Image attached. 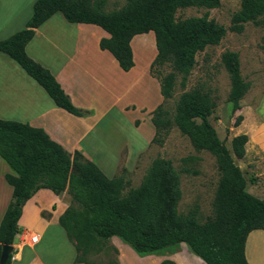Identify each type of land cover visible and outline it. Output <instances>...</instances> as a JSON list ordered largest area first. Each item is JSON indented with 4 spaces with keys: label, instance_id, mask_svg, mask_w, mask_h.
Here are the masks:
<instances>
[{
    "label": "trees",
    "instance_id": "16d2710c",
    "mask_svg": "<svg viewBox=\"0 0 264 264\" xmlns=\"http://www.w3.org/2000/svg\"><path fill=\"white\" fill-rule=\"evenodd\" d=\"M103 3L104 0H35L25 27L0 40V52L34 80L55 106L81 117L84 112L71 104L48 70L26 55L24 48L34 30L54 13L68 23L97 26L107 34L98 40V49L107 51L123 72L133 66L129 46L132 37L151 32L155 55L149 74L154 67L166 66L169 71L161 76L151 75L158 83L161 103L150 112V143L160 146L175 127L195 151L213 156L219 175L213 215L200 223L195 210L183 215L177 212L178 176L168 160L155 159L141 184L125 191L127 182L122 176L107 178L78 151L67 153L41 129L0 120V158L12 172L4 175L11 187L12 201L0 220V250L2 245L11 246L24 203L39 189H47L54 195L66 192L70 198L57 222L74 248V264H90L79 253L86 252L90 243L110 238H118L139 255L184 244L204 264H248L244 241L253 230L264 232V198L246 192L242 174L232 160V156H244L246 135L233 136L227 149L207 119L215 103L199 88L182 92L171 114L163 107L172 96L176 77L179 86H185L195 54L207 46H217L226 32L206 13L177 19L176 11L214 9L219 1L125 0L121 8L110 12L102 10ZM248 23L264 25V0H239L228 30L239 34ZM219 62L229 80L226 101L235 113L249 85L240 76L237 53L224 51ZM241 120L236 115L232 127ZM14 253L11 249L3 264H9ZM161 264L174 263L166 260Z\"/></svg>",
    "mask_w": 264,
    "mask_h": 264
},
{
    "label": "crops",
    "instance_id": "0c3cea01",
    "mask_svg": "<svg viewBox=\"0 0 264 264\" xmlns=\"http://www.w3.org/2000/svg\"><path fill=\"white\" fill-rule=\"evenodd\" d=\"M34 1L25 13H21L22 16L7 15L9 10L0 8V40L25 27ZM147 36L146 33L132 37L129 46L133 66L123 72L107 51L97 47L98 40L107 37L104 31L90 24L68 23L61 15L54 13L34 30V35L24 51L31 60L48 70L71 104L84 112V115L76 117L55 106L34 80L6 54L0 52V120L25 123L41 129L67 153L78 151L107 178L113 177L114 166L121 159V151L129 143H117L114 146L110 140L105 142L102 135L104 130L99 141L96 127L109 113L119 116L132 111L135 106L118 105L113 87L105 79L108 71L101 60L105 58L110 66L116 65L113 66L114 76H129L136 68L135 52L147 49V44L150 43V52L145 59V67H148L150 76L149 64L155 55V48L153 35L148 39ZM89 41L93 42L92 48L88 45ZM108 79L111 81L109 77ZM237 112L242 120L237 126L240 130L234 136L246 135L244 154L251 141L264 153V87L254 106L240 107ZM147 117L150 119V115ZM152 129L151 125V133ZM5 174L12 172L0 158V220L12 201L11 187L4 181ZM245 189L258 199L264 198V194L258 195V192L252 191L246 184ZM69 203L70 198L66 192L54 195L47 189H39L24 203L16 223L18 230L11 244L15 253L9 264H74L73 246L57 222ZM32 235L36 236L35 243L30 242ZM189 253L188 250L183 259H189ZM244 257L248 264H264L263 231L253 230L247 234ZM173 258L175 259L173 256L169 257L168 261L185 264L181 258ZM190 261L193 263L188 261L189 264L199 263L196 259V263Z\"/></svg>",
    "mask_w": 264,
    "mask_h": 264
},
{
    "label": "rangeland",
    "instance_id": "374dc122",
    "mask_svg": "<svg viewBox=\"0 0 264 264\" xmlns=\"http://www.w3.org/2000/svg\"><path fill=\"white\" fill-rule=\"evenodd\" d=\"M32 1L0 0V8L9 10L10 13L7 15L22 16L21 13L27 11ZM218 1L219 6L214 9L186 8L176 11L174 16L177 19L201 17L206 13L208 19L221 25L226 32L217 46H207L203 51L195 54L194 65L186 77L185 86L181 88L179 77H176L172 96L163 103V107L171 114L177 97L192 88H199L208 93L215 103L214 109L207 118L208 122L217 138L229 149L230 139L240 130L238 127H232L233 120L239 112L232 113L230 104L226 101L229 80L220 65L219 58L224 51L237 53L240 76L249 85L247 92L239 100V106H254L264 87V25L248 23L244 25L241 33L230 32L229 21L239 8V0ZM124 3L125 0H104L102 10L105 12L118 10ZM147 34V39L152 36L151 33ZM88 43L92 48L93 42ZM149 52L150 43L147 44V49H139L138 53L135 52L136 68L129 76L116 74L114 76L113 66L116 65L113 63L114 65L110 66L105 58L101 60L111 81L107 75L105 79L111 83L118 105H134L135 108L119 116L109 113L96 127L98 131L96 135L98 134L100 141L101 132L104 130L102 135L105 142L110 140L114 146L117 143H129L123 147L120 162L114 166L113 175L122 176L127 182L125 191L135 189L141 184L155 159L168 160L178 176L180 199L177 203V212L183 215L189 210H195L197 221L201 223L213 215L212 203L219 179L214 158L208 152L195 151L187 138L175 127L170 129L160 146L150 143L153 129L151 133V124L147 116L157 104L161 103L158 83L150 76H161L167 73L169 68L154 67L149 76L148 67H145V59ZM245 115L249 118L247 113ZM135 119L137 120L133 124ZM232 160L239 168L246 186L262 196L264 153L258 150L256 143L249 142L246 154L241 159L232 156ZM187 253L188 249L179 244L156 253L139 255L118 238H110L106 241L90 243L86 252H80L79 256L84 257L90 264H161L172 256L175 259L181 258L182 261L184 260L182 263L185 264H189L188 261L193 263L190 260L195 262V259L198 264H203L191 252L189 259H183Z\"/></svg>",
    "mask_w": 264,
    "mask_h": 264
},
{
    "label": "water",
    "instance_id": "95a60500",
    "mask_svg": "<svg viewBox=\"0 0 264 264\" xmlns=\"http://www.w3.org/2000/svg\"><path fill=\"white\" fill-rule=\"evenodd\" d=\"M12 247L8 245H2L0 250V264H3L7 255L10 253Z\"/></svg>",
    "mask_w": 264,
    "mask_h": 264
},
{
    "label": "built area",
    "instance_id": "2783aa9c",
    "mask_svg": "<svg viewBox=\"0 0 264 264\" xmlns=\"http://www.w3.org/2000/svg\"><path fill=\"white\" fill-rule=\"evenodd\" d=\"M30 242L31 243H35V241H36V236L35 235H32V236H30Z\"/></svg>",
    "mask_w": 264,
    "mask_h": 264
}]
</instances>
